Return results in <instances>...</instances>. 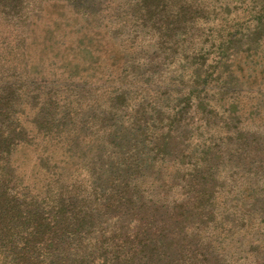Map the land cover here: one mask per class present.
Instances as JSON below:
<instances>
[{
	"label": "trees",
	"instance_id": "obj_1",
	"mask_svg": "<svg viewBox=\"0 0 264 264\" xmlns=\"http://www.w3.org/2000/svg\"><path fill=\"white\" fill-rule=\"evenodd\" d=\"M156 1L110 24L123 61L107 90L0 72V264H264V91L244 113L250 77L226 50L188 66L191 18ZM254 19L229 48L264 33V6ZM21 145L47 153L36 177Z\"/></svg>",
	"mask_w": 264,
	"mask_h": 264
},
{
	"label": "rangeland",
	"instance_id": "obj_2",
	"mask_svg": "<svg viewBox=\"0 0 264 264\" xmlns=\"http://www.w3.org/2000/svg\"><path fill=\"white\" fill-rule=\"evenodd\" d=\"M182 4L189 11L181 9ZM155 5L156 14L166 17L188 12L193 23L191 38L202 48L189 56L188 66L197 57L206 59L205 69L212 70L213 60L226 50L227 65L233 64L229 68L244 79L250 77L251 89L240 101V108L249 113L250 100L264 91V33L236 49L229 48L226 35L257 23L254 18L264 0H157ZM133 9L132 0H0V72L14 65L17 76L24 78L27 70L36 86L55 89L59 83L70 92L88 82L86 90H107L119 77L123 61L122 34L110 24L133 17ZM21 30L25 34L20 49L14 40ZM180 53L173 58L180 59ZM175 65L170 64L169 71ZM17 152L23 168L36 177L40 155L47 153L36 145H21ZM49 162L64 164L65 159L54 149Z\"/></svg>",
	"mask_w": 264,
	"mask_h": 264
},
{
	"label": "water",
	"instance_id": "obj_3",
	"mask_svg": "<svg viewBox=\"0 0 264 264\" xmlns=\"http://www.w3.org/2000/svg\"><path fill=\"white\" fill-rule=\"evenodd\" d=\"M16 162V161H15Z\"/></svg>",
	"mask_w": 264,
	"mask_h": 264
}]
</instances>
